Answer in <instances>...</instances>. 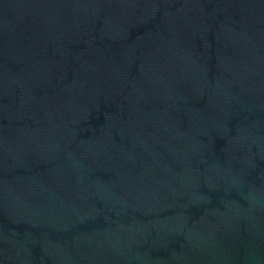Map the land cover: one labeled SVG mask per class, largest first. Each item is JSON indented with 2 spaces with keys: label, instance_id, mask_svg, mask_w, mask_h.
<instances>
[{
  "label": "water",
  "instance_id": "water-1",
  "mask_svg": "<svg viewBox=\"0 0 264 264\" xmlns=\"http://www.w3.org/2000/svg\"><path fill=\"white\" fill-rule=\"evenodd\" d=\"M0 264H264V0H0Z\"/></svg>",
  "mask_w": 264,
  "mask_h": 264
}]
</instances>
